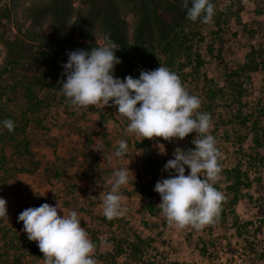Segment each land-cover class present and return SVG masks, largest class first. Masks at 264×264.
<instances>
[{
  "label": "rangeland",
  "instance_id": "rangeland-1",
  "mask_svg": "<svg viewBox=\"0 0 264 264\" xmlns=\"http://www.w3.org/2000/svg\"><path fill=\"white\" fill-rule=\"evenodd\" d=\"M213 5L210 22L187 21L181 30L177 27L180 36L165 52L154 49L153 59L132 52L120 58L114 74L138 78L140 69L161 64L200 98L198 111L211 114L209 134L216 140L221 166L215 186L226 198L224 212L214 223L196 229L170 225L161 210L152 214L142 209L141 188L152 189L151 200L160 203L153 189L158 179L168 176L163 165L173 158L175 148L194 147L195 133L171 141L142 138L126 132L129 121L113 106L70 104L59 91L65 60L50 70L45 84L35 86L41 103L24 115L27 143L18 134L3 137L5 129L0 130L7 168L0 169V197L6 200L8 216L0 217V264L15 255L25 264H45L43 253L34 255L33 246L19 240L17 226L22 210L44 202L57 204L65 214L78 213L95 244L97 264H264V0H214ZM3 55L0 46V67ZM251 59L255 67L253 62L247 68ZM236 84L244 89L241 97L231 92ZM24 108L15 93L6 90L0 95V115H7L14 125L22 122ZM102 115L106 122L101 126ZM120 139L127 141L128 151L117 158L113 153ZM159 144L164 145L163 153ZM128 167L129 182L120 189L124 214L106 219L102 196L110 190V177ZM188 171L185 166V174ZM235 172L243 183L238 200L230 204L228 185ZM136 235L146 242L132 254L127 244Z\"/></svg>",
  "mask_w": 264,
  "mask_h": 264
},
{
  "label": "clouds",
  "instance_id": "clouds-1",
  "mask_svg": "<svg viewBox=\"0 0 264 264\" xmlns=\"http://www.w3.org/2000/svg\"><path fill=\"white\" fill-rule=\"evenodd\" d=\"M188 20L211 21L212 0H181ZM96 44V43H95ZM120 46L106 34L103 43L90 49L67 51V61L61 65L64 79L59 91L74 106L86 107L102 103L116 108L126 117L127 133L142 138L161 137L164 140L183 139L195 133L192 148H175L173 158L163 165L168 173L155 182L154 191L160 195L158 207L170 225L199 229L215 222L224 196L215 186L221 173L216 140L209 134L211 114L198 111L201 100L190 94L179 76L168 67L139 70L138 78L115 76V66L121 63L115 53ZM10 118L0 120V130H14ZM165 151L164 145L161 150ZM128 151L125 139L118 141L114 156ZM185 166L189 169L185 174ZM129 167L119 168L110 177V190L102 196V212L106 219L124 214L121 187L129 182ZM57 204L47 202L22 210L17 220L30 241H36L45 264H97L93 255L95 244L81 226L73 210L58 214ZM0 217L7 216V203L0 197Z\"/></svg>",
  "mask_w": 264,
  "mask_h": 264
},
{
  "label": "trees",
  "instance_id": "trees-1",
  "mask_svg": "<svg viewBox=\"0 0 264 264\" xmlns=\"http://www.w3.org/2000/svg\"><path fill=\"white\" fill-rule=\"evenodd\" d=\"M185 11L181 0H0V46L4 50V62L0 67V95L8 90L25 103L22 122L15 125L12 132L5 129L2 136L14 138L18 134L27 143L25 126L28 119L24 115L39 109L41 103L35 86L45 84L50 70L67 61V51L95 47L103 43L107 34L120 46L115 53L118 57L125 59L126 55L135 52V56L144 53L153 59L154 49L160 48L165 52L175 37L180 36L176 30H181V26L189 21ZM48 53L52 54L51 57L46 55ZM253 62L251 59L245 66L252 68ZM230 89L233 95L239 97L244 92L240 84L232 85ZM4 117L8 118L7 115H0V120ZM105 122L106 117L102 115L99 125ZM255 126L256 121L253 122ZM3 137L0 134V138ZM254 140L259 143L258 138ZM5 161L1 147L0 169L5 168ZM233 176V183L228 185L232 191L228 199L230 204L238 200L237 190L243 183L239 173L235 172ZM141 190V208L156 214L160 208L151 200L152 189L142 187ZM225 200L224 197L221 213L224 212ZM17 226L21 232L19 240L23 244L28 242L33 246L32 253L40 255L37 242L28 240L22 230L23 222L17 221ZM145 242L136 235L135 241L128 242L127 248L136 254L141 250L140 244ZM4 264L25 263L20 255H15L10 262L5 260Z\"/></svg>",
  "mask_w": 264,
  "mask_h": 264
}]
</instances>
